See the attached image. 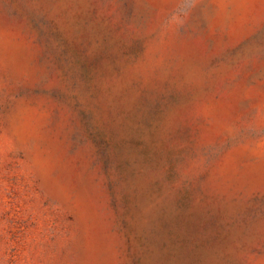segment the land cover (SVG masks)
<instances>
[{
  "label": "rangeland",
  "instance_id": "rangeland-1",
  "mask_svg": "<svg viewBox=\"0 0 264 264\" xmlns=\"http://www.w3.org/2000/svg\"><path fill=\"white\" fill-rule=\"evenodd\" d=\"M0 264H264V0H0Z\"/></svg>",
  "mask_w": 264,
  "mask_h": 264
}]
</instances>
